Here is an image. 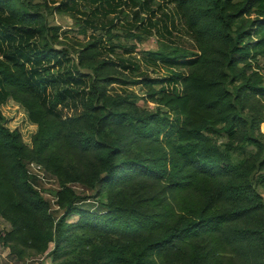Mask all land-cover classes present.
I'll return each mask as SVG.
<instances>
[{
	"label": "trees",
	"instance_id": "trees-1",
	"mask_svg": "<svg viewBox=\"0 0 264 264\" xmlns=\"http://www.w3.org/2000/svg\"><path fill=\"white\" fill-rule=\"evenodd\" d=\"M174 1L185 15L192 11L186 21L195 30L199 53L189 64L183 93L159 89L148 96L164 113L140 108L126 97L104 95L101 86L111 79H99L93 90L98 103L89 98L78 117L59 119L41 103L23 63L0 59L3 88L35 125L26 148L19 132L7 129L0 115V218L10 226L0 232V243L11 252H49L53 260L60 258L56 264H164L159 256L180 248L182 264H230L222 255L224 234L234 239L238 228L230 233L231 225L237 227L240 217L258 212L261 202L229 180L217 181L213 172L240 175L248 170L245 161L250 159V167L264 162V150L257 164L250 152L233 158L248 144L264 149L251 133L237 131L240 121L245 131H252L262 120L250 116L247 124L236 109L240 95L242 100L248 96L245 91L264 93L256 84L258 74L245 72L246 58L264 46V0H210L213 19L197 13L200 0ZM252 5L258 15L254 42L242 20ZM221 35L228 45L221 43ZM177 52L166 54L185 57ZM78 56L93 59L95 51L82 49ZM219 58L225 61L222 70ZM240 61L244 64L237 67ZM236 79L235 89L228 87ZM81 121L87 125L84 132L66 133ZM71 156L83 170L87 158L95 161L90 182L105 186L103 210L74 206L79 195L66 185L76 177L67 165ZM25 159L60 183L54 197L63 214L53 226L48 216L37 215L45 201L26 178ZM258 176L264 181V174ZM71 213L79 215V223L64 220ZM261 219L264 231V212ZM80 226L83 230L76 232Z\"/></svg>",
	"mask_w": 264,
	"mask_h": 264
},
{
	"label": "rangeland",
	"instance_id": "rangeland-1",
	"mask_svg": "<svg viewBox=\"0 0 264 264\" xmlns=\"http://www.w3.org/2000/svg\"><path fill=\"white\" fill-rule=\"evenodd\" d=\"M254 9L252 5L242 15L243 28L248 31L250 42L257 39L258 15ZM191 13L187 12V15ZM197 13L215 18L210 0H200ZM187 15L174 0H6V5L0 4V59L16 58L23 63L41 103L59 119L78 117L83 110L82 104L89 98L97 104L93 90L99 79H111L101 86L104 95L126 97L140 108L151 112L160 109L164 113L165 109L149 101L148 96L159 89L168 93H183L189 64L199 53V42L195 30L186 21ZM221 37V43L228 45L229 39ZM82 49L95 51L94 58L81 59L78 53ZM174 49H178L176 54H184L185 57L166 54ZM149 52H160L165 56L156 58ZM246 61L249 63L246 74L256 72L259 77L256 84L264 87V46L261 52L254 51ZM243 64L240 61L236 66ZM224 65L225 61L219 58L218 69H224ZM237 82L236 79L228 87L235 89ZM245 93L248 96L242 100L241 94L236 107L239 117L247 124L250 116L262 121L258 127L250 129L252 131H245L247 126L241 125L240 121L238 134L249 132L264 144V93ZM0 115L2 124L9 130H17L21 142L28 148L35 125L27 119L23 107L12 100L3 88L1 77ZM74 125L66 133L84 132L83 128L87 126L85 121ZM244 147L243 153H234V160L250 152L255 157L254 164L262 161L264 149L261 146L248 144ZM28 161H24L26 178L45 201V206L39 208L37 215L40 219L48 216L53 226L63 214L54 202V193L60 183L46 170H40L43 171V179L27 174ZM245 162L248 170L240 175L231 171L213 172L217 181L229 180L246 189V192L257 194L261 202L258 212L240 217L237 227L231 225L230 233L238 228L234 239L229 240L224 234L222 255L230 264H264V231L261 228L264 181H260L258 176L264 174V162L253 167L248 165L250 159ZM86 163L88 168L83 170L74 157H69V171L76 177L66 185L79 195L74 203L78 210L101 211L105 202V186L96 181L94 184L90 182L96 164L90 158L86 159ZM115 187H118V182ZM166 198L172 200L171 194H167ZM64 220L79 223V215L71 213ZM9 228V224L0 218V232ZM82 230L80 226L76 232ZM110 238L120 239L113 235ZM52 245L49 244L47 250ZM159 257L164 264L183 263L180 248L169 249ZM56 260L49 252L34 254L25 250L16 254L0 243V264H56ZM221 264L228 263L222 260Z\"/></svg>",
	"mask_w": 264,
	"mask_h": 264
},
{
	"label": "built area",
	"instance_id": "built-area-1",
	"mask_svg": "<svg viewBox=\"0 0 264 264\" xmlns=\"http://www.w3.org/2000/svg\"><path fill=\"white\" fill-rule=\"evenodd\" d=\"M29 142H30V140H29ZM31 168L34 171H32ZM40 170H42V168L40 167L39 164H37L35 162H32V161H29L28 162V170H27V173L29 175L34 176V177L39 178V179H43V175H41V174H43V171L41 172ZM54 202H55V197H54Z\"/></svg>",
	"mask_w": 264,
	"mask_h": 264
}]
</instances>
